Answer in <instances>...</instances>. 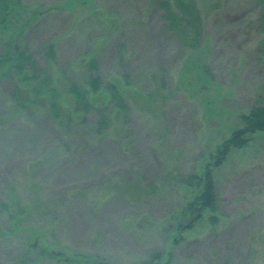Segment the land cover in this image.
<instances>
[{"label": "rangeland", "instance_id": "374dc122", "mask_svg": "<svg viewBox=\"0 0 264 264\" xmlns=\"http://www.w3.org/2000/svg\"><path fill=\"white\" fill-rule=\"evenodd\" d=\"M22 2L0 27V57L6 43L30 53L51 80L39 95L41 71L0 65V264H264V132L216 170L217 211L182 229L202 192L187 178L264 94L254 1L197 0L203 41L186 52L153 0ZM72 84L107 108L115 86L126 128L114 121L99 137L94 114L76 119Z\"/></svg>", "mask_w": 264, "mask_h": 264}, {"label": "trees", "instance_id": "16d2710c", "mask_svg": "<svg viewBox=\"0 0 264 264\" xmlns=\"http://www.w3.org/2000/svg\"><path fill=\"white\" fill-rule=\"evenodd\" d=\"M155 8L160 12L162 19V29L167 34L171 35L173 40L178 44L183 52L188 50L199 49L203 41V20L200 10L198 8L197 0H153ZM256 9H258L259 15L256 19V24L260 25L261 32H264V0H253ZM23 9L22 0H0V27L6 26L15 16ZM264 47V40L261 43ZM6 48L5 54L0 57V65L9 63L11 72H15L18 76H24L26 71H32L38 67V64L33 59L30 53L25 51L11 52L9 45L4 44ZM49 56H54L53 47L49 48ZM264 51V50H263ZM95 66L96 62H91ZM1 65V66H2ZM4 66V65H3ZM1 68V67H0ZM40 72V76L34 80H40V83L36 87L37 94L44 93L50 77L43 78V70L36 69ZM207 72V71H206ZM11 76V75H10ZM26 80H31L30 77ZM88 85L96 95L99 94L102 88V81L99 76H91L88 79ZM111 100L108 107H98L96 101L90 100L87 97L86 92L80 91V89L72 84L69 87V91L75 97L74 113L77 115L76 119L81 121L86 120L88 115L94 114L95 130L99 137L105 136L108 132L112 122L121 121L124 128L128 125V106L123 99L121 93L115 86H111ZM50 94L53 98L57 97V91L51 88ZM49 94V95H50ZM258 105L254 106L249 113L243 114L240 117L242 128L235 130L232 135L226 139L221 145L218 146L216 154L212 157V160L205 167V170L201 175L192 174L187 178V184L194 186L195 183L201 186L202 192L196 197L193 203L189 204L186 212H192L193 217L191 221L182 227L183 230H192L195 225L203 219L204 212L209 210L212 213L217 211V193L215 172L222 167L228 160L229 154L234 150H241L247 148L252 142L256 134L264 132V94L259 97ZM140 108L147 112H153L156 109L155 105L149 99L142 100L140 102ZM111 106V107H110ZM52 114L55 119L63 120L65 115L62 114V106L58 100L52 101ZM81 115L82 118L80 117ZM68 120L74 119L71 115L67 116ZM213 224H216L218 218L213 216L210 218ZM184 236L176 237V244L179 243ZM26 257V253L23 259ZM105 264V263H103Z\"/></svg>", "mask_w": 264, "mask_h": 264}]
</instances>
